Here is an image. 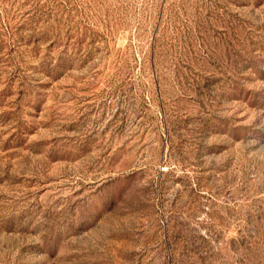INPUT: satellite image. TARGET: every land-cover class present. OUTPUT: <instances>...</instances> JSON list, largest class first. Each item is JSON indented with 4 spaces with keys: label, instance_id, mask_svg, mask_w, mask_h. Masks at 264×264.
<instances>
[{
    "label": "rangeland",
    "instance_id": "1",
    "mask_svg": "<svg viewBox=\"0 0 264 264\" xmlns=\"http://www.w3.org/2000/svg\"><path fill=\"white\" fill-rule=\"evenodd\" d=\"M0 264H264V0H0Z\"/></svg>",
    "mask_w": 264,
    "mask_h": 264
}]
</instances>
